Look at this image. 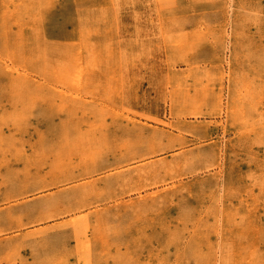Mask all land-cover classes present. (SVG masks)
<instances>
[{
	"label": "rangeland",
	"instance_id": "rangeland-1",
	"mask_svg": "<svg viewBox=\"0 0 264 264\" xmlns=\"http://www.w3.org/2000/svg\"><path fill=\"white\" fill-rule=\"evenodd\" d=\"M262 20L264 0H0L23 151L0 165V264H264Z\"/></svg>",
	"mask_w": 264,
	"mask_h": 264
},
{
	"label": "bare ground",
	"instance_id": "bare-ground-1",
	"mask_svg": "<svg viewBox=\"0 0 264 264\" xmlns=\"http://www.w3.org/2000/svg\"><path fill=\"white\" fill-rule=\"evenodd\" d=\"M187 1V0H186ZM207 1V0H206ZM234 1V0H233ZM174 2V1H173ZM216 2V1H215ZM214 2V3H215ZM170 3V2H169ZM172 4V3H171ZM175 4V3H174ZM232 4V3H231ZM186 6H188V5H186ZM242 6V5H241ZM164 7H168V6H164ZM163 7V8H164ZM170 7V6H169ZM172 7V6H171ZM182 7V6H181ZM231 7V6H230ZM236 7V6H235ZM161 8V7H160ZM186 8V7H185ZM187 9V8H186ZM159 10V9H158ZM183 10H185V9H183ZM194 10V9H193ZM217 10V9H216ZM215 10V11H216ZM221 10V9H220ZM236 10V9H235ZM232 11V10H231ZM166 12V11H165ZM169 12V11H168ZM192 12V11H191ZM229 12V11H228ZM12 13V12H11ZM193 13V12H192ZM259 13H261V12H259ZM187 14V13H186ZM222 14V13H221ZM185 15V14H184ZM153 16V15H152ZM178 16V15H177ZM231 16V15H230ZM184 17V16H183ZM233 17V16H232ZM231 18V17H230ZM230 18H229V20H230ZM220 20H221V18H220ZM262 21H264V20H262ZM220 22V21H219ZM259 23V22H258ZM221 24V23H220ZM231 24V23H230ZM263 24V23H262ZM219 25V24H218ZM222 25V24H221ZM229 25V24H228ZM176 26V25H175ZM215 26V25H214ZM223 26V25H222ZM231 26V25H230ZM255 27V26H254ZM261 27V26H260ZM251 28V27H250ZM69 29V28H68ZM218 29H220V28H218ZM216 30V29H215ZM186 31V30H185ZM184 31V32H185ZM217 31V30H216ZM219 31V30H218ZM221 32V31H220ZM228 32V31H227ZM250 32V31H249ZM186 33V32H185ZM231 33V32H230ZM219 35V34H218ZM233 35V34H232ZM231 36V35H230ZM223 37H224V34H223ZM264 37V36H263ZM229 38V37H228ZM231 38V37H230ZM209 39V38H208ZM221 40V39H220ZM225 40V39H224ZM261 40H263V39H261ZM215 41V40H214ZM226 41V40H225ZM224 42V41H223ZM204 43V42H203ZM219 43H220V41H219ZM156 44V43H155ZM220 44H222V43H220ZM194 45V44H193ZM207 45V44H206ZM206 45H203V48H204V46H206ZM211 45V44H210ZM218 45V44H217ZM156 46V45H155ZM214 46V45H213ZM228 46V45H227ZM230 46V45H229ZM223 48V47H222ZM208 49V48H207ZM211 49V48H210ZM214 49H216V47L214 48ZM203 50V49H202ZM227 50V49H226ZM204 51V50H203ZM208 50H206V52H207ZM216 51V50H215ZM201 52V51H200ZM205 52V53H206ZM223 52V51H222ZM8 53V52H7ZM211 52H209V55H211L210 54ZM221 54V53H220ZM188 55V54H187ZM193 55V54H192ZM213 55V54H212ZM150 57V56H149ZM213 57V56H212ZM211 57V58H212ZM218 57V56H217ZM190 58V57H189ZM209 58V57H208ZM165 59V58H164ZM216 59V58H215ZM7 60V59H6ZM208 60V59H207ZM193 61V60H192ZM213 61V60H212ZM9 62V61H8ZM5 63V62H4ZM180 63V62H179ZM202 63V62H201ZM155 64H157V63H155ZM186 64V63H185ZM189 64V63H188ZM219 64V63H218ZM227 64V63H226ZM14 66H15V64H14ZM201 66V65H200ZM202 66H203V64H202ZM222 66V65H221ZM163 67V66H162ZM182 67V66H181ZM17 68V67H16ZM167 68V67H166ZM180 68V67H179ZM223 68H225V67H223ZM177 69V68H176ZM226 69V68H225ZM142 70V69H141ZM180 70V69H179ZM167 71V70H166ZM200 71V70H199ZM14 72V71H13ZM2 73V72H1ZM24 73V72H23ZM225 73V72H224ZM76 74V73H75ZM77 75V74H76ZM227 78V77H226ZM36 79V78H35ZM169 79V78H168ZM189 79V78H188ZM219 80V79H218ZM189 82V81H188ZM219 82V81H218ZM223 82V81H222ZM212 83V82H211ZM50 85V84H49ZM204 85V84H203ZM215 85V84H214ZM213 85V86H214ZM58 86V85H57ZM216 86V85H215ZM225 86V85H224ZM224 86H222V87H224ZM218 87V86H217ZM169 88V87H168ZM7 89V88H6ZM211 89V88H210ZM216 89V88H215ZM212 90V89H211ZM227 91V90H226ZM17 92V91H16ZM190 92V91H189ZM15 93V92H14ZM18 93V92H17ZM73 93V92H72ZM78 93V92H77ZM76 93V94H77ZM84 93V92H83ZM224 93V92H223ZM10 94V93H9ZM82 94V93H81ZM91 94V93H90ZM215 94V93H214ZM97 95V94H96ZM224 95V94H223ZM85 97V96H84ZM167 97H169V96H167ZM87 98V97H86ZM84 99V98H83ZM169 99V98H168ZM184 99V98H183ZM19 101H20V98H19ZM170 102V101H169ZM5 103V102H4ZM43 103V102H42ZM98 104V103H97ZM167 104V103H166ZM225 104V103H224ZM167 105H169V104H167ZM185 105V104H184ZM250 105V104H249ZM234 106V105H233ZM165 107V106H164ZM124 108V107H123ZM126 108V107H125ZM202 108V107H201ZM207 108V107H206ZM256 108H257V106H256ZM128 109V108H127ZM32 110V109H31ZM165 110H166V108H165ZM170 111V110H169ZM203 111H204V109H203ZM130 112H132L131 111V108H130ZM134 112V111H133ZM141 112V111H140ZM184 112V111H183ZM228 112V111H227ZM127 113V112H126ZM129 113V112H128ZM142 113V112H141ZM140 113V114H141ZM125 114V113H124ZM135 114V113H134ZM144 114V113H143ZM131 115V114H130ZM145 115V114H144ZM132 116V115H131ZM135 116H137V115H135ZM142 116V115H141ZM148 116H149V118H150V115L148 114ZM222 116H225V115H222ZM130 117V116H129ZM145 117V116H144ZM151 117H152V115H151ZM175 117V116H174ZM205 117V116H204ZM145 118H147V117H145ZM144 118V119H145ZM154 117H152V119H153ZM170 118V117H169ZM213 118V117H212ZM224 118V117H223ZM262 118V117H261ZM142 119V118H141ZM151 119V120H152ZM155 119H156V117H155ZM171 119H173V118H171ZM175 119V118H174ZM198 119V118H197ZM228 119V118H227ZM138 120V119H137ZM249 120V119H248ZM142 121V120H141ZM168 121V120H167ZM225 121H226V119H225ZM108 122V121H107ZM153 122H154V120H153ZM155 122H157V121H155ZM163 122H164V120H163ZM169 122H170V120H169ZM217 122V121H216ZM240 122V121H239ZM238 122V123H239ZM262 122V121H261ZM118 123V122H117ZM123 123V122H122ZM149 123V122H148ZM160 123H161V121H160ZM226 123V122H225ZM13 124V125H12ZM11 125L13 126H10L11 128H12V131H10V132H12V133H10L9 135H6V133L3 131V127H0V165L4 162H8L7 160H6V156L9 154V152H11V151H13L14 152V154L17 156V160L19 161L20 160V158L19 157H21V153L23 152L22 151V149H20V148H18L17 147V143H16V140H21L17 135H16V133L14 132L13 133V128H14V130H16V131H19L20 129H21V126H19V124L18 123H12ZM115 124V123H114ZM128 124V123H127ZM156 125V124H155ZM158 125V124H157ZM168 124H166V126H167ZM171 125V124H170ZM131 126V125H130ZM129 126V127H130ZM216 126V125H215ZM233 126V125H232ZM123 127V126H122ZM160 127V126H159ZM170 127V126H169ZM190 127V126H189ZM200 128H201V126H199ZM202 127H203V125H202ZM207 127V126H206ZM213 127V126H212ZM234 127V126H233ZM167 128V127H166ZM172 128H175V127H172ZM184 128V127H183ZM209 128H211V127H209ZM208 128V129H209ZM251 128V127H250ZM122 129V128H121ZM185 129H188L189 130V128H185ZM191 129V128H190ZM207 129V130H208ZM213 129V128H212ZM166 130V129H165ZM184 130V129H183ZM182 130V131H183ZM192 130V129H191ZM204 130V129H203ZM223 130V129H222ZM104 131V130H103ZM120 131V130H119ZM126 131V130H125ZM202 131V130H201ZM218 131H219V129H218ZM227 131V130H226ZM205 132V131H204ZM214 132V131H213ZM232 132V131H231ZM235 132V131H234ZM238 132V131H237ZM212 133V132H211ZM223 133V132H222ZM233 133V132H232ZM231 133V134H232ZM239 133V132H238ZM45 134V133H44ZM120 134V133H119ZM206 134H207V132H206ZM215 135V134H214ZM213 135V136H214ZM217 135V134H216ZM222 135V134H221ZM234 135V134H233ZM262 134H260V136H261ZM209 136V135H208ZM142 137V136H141ZM195 137H197V136H195ZM249 137V136H248ZM129 138V137H128ZM220 138V137H219ZM189 139V138H188ZM223 139V138H222ZM205 140V139H204ZM212 140V139H211ZM215 140V139H214ZM248 140V139H247ZM41 142H44V140H40ZM208 141V140H207ZM223 141H224V139H223ZM88 142V141H87ZM128 142V141H127ZM195 143V142H194ZM183 144V143H182ZM203 144V143H202ZM248 144V143H247ZM255 146V145H254ZM176 147V146H175ZM185 147V146H184ZM189 147V146H188ZM26 148V147H25ZM122 149V148H121ZM146 149V148H145ZM174 149H176V148H174ZM251 149V148H250ZM117 150V149H116ZM172 150V149H171ZM171 150H169V151H171ZM181 150V149H180ZM184 150V149H183ZM182 151V150H181ZM163 153V152H162ZM244 153V152H243ZM257 153V152H256ZM177 154V153H176ZM203 154V153H202ZM222 154V153H221ZM220 154V155H221ZM239 154V153H238ZM34 155H35V157L34 158H32V160L30 159V157L27 155V156H24L23 157V159H24V161H26V165L24 166V168L22 169V170H14V169H12V168H10L9 169V174H8V176H10V175H12L14 178V180L10 183V186H7V191L8 190H17L19 187H22V186H25L27 183H28V178H27V174H28V172L30 171V169L32 168V167H30V165L33 163L34 165H35V167H36V169L38 168L37 167V165L36 164H39V162H40V156L41 155H44L43 153H40L37 149H34ZM219 155V156H220ZM259 155V154H258ZM155 156V155H154ZM223 156V155H222ZM46 157V156H45ZM44 157V158H45ZM117 157V156H116ZM160 157V156H159ZM162 157V156H161ZM172 157V156H171ZM189 157V156H188ZM151 158V157H150ZM103 159H107V158H103ZM146 159H148V158H146ZM152 159V158H151ZM154 159V158H153ZM169 159V158H168ZM189 159V158H188ZM111 160V159H110ZM109 160V161H110ZM212 160H213V158H212ZM136 161V160H135ZM148 161V160H147ZM196 161V160H195ZM202 161V160H201ZM200 161V162H201ZM102 162H104V161H102ZM106 163H107V161H105ZM133 162V161H132ZM140 162H141V160H140ZM161 162V161H160ZM137 163V162H136ZM96 167H98V165H99V162H96V164H94ZM133 165V164H132ZM202 165V164H201ZM122 166V165H121ZM188 166H189V164H188ZM192 166V165H191ZM44 167V166H43ZM134 167V166H133ZM190 167V166H189ZM188 167V168H189ZM53 168H54V170H55V165L53 166ZM143 168V167H142ZM216 168V167H215ZM57 169H59L58 167L56 168V170ZM61 169V168H60ZM59 169V170H60ZM123 169V168H122ZM158 169V168H157ZM220 169V168H219ZM110 170V169H109ZM119 170V169H118ZM125 170V169H124ZM123 170V171H124ZM127 170V169H126ZM204 170V169H203ZM244 170V169H243ZM63 171H64V169H63ZM63 171H60V172H62L63 173ZM102 172H103V170H101ZM60 172H57L58 174H61ZM110 172V171H109ZM99 173V172H98ZM205 173H206V171H205ZM208 173V172H207ZM17 174H21L22 175V177L21 176H16ZM103 174H105V173H103ZM172 174V173H171ZM221 174V173H220ZM97 175V174H96ZM101 175V174H100ZM28 176H30V175H28ZM145 176V175H144ZM177 176V175H176ZM201 176V175H200ZM45 177H47V176H45ZM92 177V176H91ZM118 177V180H116V181H120V180H122V181H126V180H124L123 178H120L119 176H117ZM84 178H86V177H84ZM166 178V177H165ZM183 178V177H182ZM141 178L139 177V180H140ZM188 179V178H187ZM2 180H3V178H2ZM115 180V179H114ZM134 180V177L132 178H129V179H127V181H129V182H131V181H133ZM184 180V179H183ZM116 181H113V180H108L107 182H106V184L107 185H112V183H114V182H116ZM155 181V180H154ZM168 181V180H167ZM222 181V180H221ZM224 181V180H223ZM170 182V181H169ZM218 182V181H217ZM69 183V182H68ZM68 183H67V185H68ZM73 183V182H72ZM101 183V182H100ZM141 183V182H140ZM174 183V182H173ZM176 183V182H175ZM248 183V182H247ZM71 184V183H70ZM76 184V183H75ZM139 184V183H138ZM167 184V183H166ZM165 184V185H166ZM221 184V183H220ZM60 185V184H59ZM65 185V184H64ZM134 185V184H133ZM57 187H58V185H57ZM64 187V186H63ZM68 187V186H67ZM151 187V186H150ZM193 188V187H192ZM49 189V188H48ZM51 189H52V187H51ZM90 189V188H89ZM54 190V189H53ZM143 190V189H142ZM156 190V189H155ZM254 190V189H253ZM9 191V192H10ZM142 192V191H141ZM183 192V191H182ZM221 192V191H220ZM36 193V192H35ZM131 193V192H130ZM139 193V192H138ZM32 194V193H31ZM46 194V193H45ZM49 194V193H48ZM28 195V194H27ZM40 195V194H39ZM43 195V194H42ZM129 195V194H128ZM177 195V194H176ZM36 196V195H35ZM135 196V195H134ZM220 196V195H219ZM69 197H71V196H68L67 198H69ZM22 198V197H21ZM30 198V197H29ZM26 199V198H25ZM175 199V198H174ZM206 199V198H205ZM220 199H222V198H220ZM10 200H12V199H10ZM30 200V199H29ZM70 200V199H69ZM116 200V199H115ZM139 200V199H138ZM162 200V199H161ZM264 200V199H263ZM18 201V200H17ZM109 201V200H108ZM163 201V200H162ZM204 201V200H203ZM29 202V201H28ZM223 202V201H222ZM10 203V202H9ZM55 203H57V200H55L54 201V204ZM49 204V203H48ZM97 204V203H96ZM100 204V203H99ZM103 204V203H102ZM16 205V204H15ZM219 205V204H218ZM7 206H8V204H7ZM96 206V205H95ZM202 206V205H201ZM34 207V206H33ZM98 207V206H97ZM259 207V206H258ZM93 208V207H92ZM95 208V207H94ZM117 208V207H116ZM30 210L31 209H33L32 208V206L29 208ZM121 209V208H120ZM1 210V209H0ZM33 210H35V209H33ZM220 210V209H219ZM82 211V210H81ZM256 211V210H255ZM195 212V211H194ZM76 213V212H75ZM260 213H261V211H260ZM128 214V213H127ZM66 215V214H65ZM79 215V214H78ZM129 215V214H128ZM220 215V214H219ZM121 216V215H120ZM222 216V215H221ZM261 216V215H260ZM59 217V216H58ZM122 217H124V216H122ZM68 218V217H67ZM168 219V218H167ZM23 220V219H22ZM114 220H116V219H114ZM51 221V220H50ZM55 221V220H54ZM1 222H3L2 221V217H0V225H2V223ZM52 222V221H51ZM220 222V221H219ZM43 223V222H42ZM40 224V223H39ZM183 224V223H182ZM36 225V224H35ZM235 226V225H234ZM195 227V226H194ZM90 228V227H89ZM20 230V229H19ZM13 231V230H12ZM16 232H18V231H16ZM30 232H31V230H30ZM8 233V232H7ZM218 233V232H217ZM196 235V234H195ZM123 236V235H122ZM8 244V243H7ZM155 246V245H154ZM182 247V246H181ZM247 250V249H246ZM217 252V251H216ZM219 254V253H218ZM137 256V255H136ZM242 256V255H241ZM17 258V257H16ZM220 261V260H219ZM146 262V261H145Z\"/></svg>",
	"mask_w": 264,
	"mask_h": 264
}]
</instances>
